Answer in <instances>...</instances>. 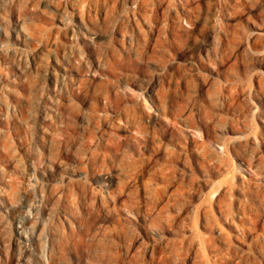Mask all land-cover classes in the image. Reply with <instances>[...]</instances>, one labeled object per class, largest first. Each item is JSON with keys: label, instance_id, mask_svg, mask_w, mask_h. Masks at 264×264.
<instances>
[{"label": "rangeland", "instance_id": "obj_1", "mask_svg": "<svg viewBox=\"0 0 264 264\" xmlns=\"http://www.w3.org/2000/svg\"><path fill=\"white\" fill-rule=\"evenodd\" d=\"M89 261L264 264V0H0V264Z\"/></svg>", "mask_w": 264, "mask_h": 264}, {"label": "clouds", "instance_id": "obj_2", "mask_svg": "<svg viewBox=\"0 0 264 264\" xmlns=\"http://www.w3.org/2000/svg\"><path fill=\"white\" fill-rule=\"evenodd\" d=\"M80 235L82 236L84 242L85 251H88L90 248L93 247L95 243L94 238L89 234L87 230H82ZM89 264H92V262L89 261Z\"/></svg>", "mask_w": 264, "mask_h": 264}]
</instances>
